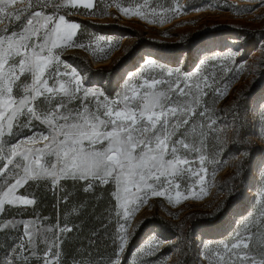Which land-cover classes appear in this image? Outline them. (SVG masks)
<instances>
[{
  "label": "snow or ice",
  "instance_id": "6c2138e0",
  "mask_svg": "<svg viewBox=\"0 0 264 264\" xmlns=\"http://www.w3.org/2000/svg\"><path fill=\"white\" fill-rule=\"evenodd\" d=\"M112 6L150 23L189 7L180 0H0V264H129L130 222L141 205L153 197L179 203L188 192L195 198L230 153L238 155L223 207L191 226L200 234L195 259L264 264V146L245 138L264 124V84L243 99L237 94L227 112L218 107L245 54L232 42L241 38L204 32L193 38L200 54L191 67L150 51L104 82L95 79L103 69L93 72L66 53L102 59L111 52L104 35L79 42L75 14L106 15ZM249 174L260 186L245 201L240 186ZM37 184L52 194L50 216L38 211L40 196L30 191ZM103 236L111 240L106 254L98 250ZM159 250L160 242L144 246L141 264H152Z\"/></svg>",
  "mask_w": 264,
  "mask_h": 264
},
{
  "label": "rangeland",
  "instance_id": "374dc122",
  "mask_svg": "<svg viewBox=\"0 0 264 264\" xmlns=\"http://www.w3.org/2000/svg\"><path fill=\"white\" fill-rule=\"evenodd\" d=\"M186 0H180L185 4ZM192 1L186 11H183L165 22L150 23L153 19L148 17L140 19L138 17L125 16L117 13L115 6L107 9L106 15L90 14L87 10L76 13L78 22H82V34L80 41L89 43L90 38L95 35H104L112 41V50L104 58H93L90 51L81 49H69L66 55L77 57L76 63L91 65V70L97 72L95 79L107 82H115L119 74L128 68L132 62L141 54L148 52L162 51L169 57H178L182 63L191 67L195 56L200 54L198 40L201 33L217 32L223 37L233 38L239 36L241 51L244 52L243 59L239 63H234L232 77L225 81L228 85L229 95L226 100L218 102V107H223L225 112L237 94L243 99L244 95L256 85L257 88L264 84V5L259 4V0H188ZM238 5L239 8L216 7L225 3ZM164 3V0H160ZM201 4L199 7H194ZM187 5V4H186ZM22 7L23 5H18ZM251 8V11L243 9ZM159 11V7L157 9ZM148 39L154 46L144 47L142 50L136 46L141 45V38ZM210 38H205V42ZM167 44H178L169 46ZM211 46V45H209ZM107 47V45H101ZM218 50V49H217ZM231 50V49H229ZM192 59L189 60L188 58ZM123 61V63H121ZM258 133L253 134V130H247L245 138L254 144L264 146V124L258 125L255 129ZM233 135L230 128L226 136L231 138ZM238 154L230 153L224 163L215 168L214 178H209L203 192L197 190L195 198L191 192L186 193L188 199L181 197L179 203H170L166 197H153L147 205H141L138 212L130 222L128 237L131 245V255L129 264H141L145 257L138 253L149 243L160 242L158 258L152 264H198L195 255L199 244L200 234L193 236L191 226L200 219L215 216L223 201L227 198L229 190L233 187V173L235 172L236 157ZM259 158V157H257ZM221 159V157H217ZM215 167V166H213ZM212 169H210L211 171ZM264 184V176L258 178ZM257 178L254 174H249L247 180L240 186V190L247 197L257 191ZM256 185V187H253ZM33 189H30V191ZM184 191V189H181ZM174 197V193H172ZM242 207V205H234ZM151 218L154 221L146 225L139 233V229ZM165 220L161 223L156 220ZM221 224L220 231L228 227L226 218L221 217L218 222ZM111 247V240L104 237ZM210 237H205L209 239ZM127 245V247L129 246ZM175 244V247L169 245ZM127 250V248H126ZM111 251V250H110ZM106 254V252H101Z\"/></svg>",
  "mask_w": 264,
  "mask_h": 264
},
{
  "label": "trees",
  "instance_id": "16d2710c",
  "mask_svg": "<svg viewBox=\"0 0 264 264\" xmlns=\"http://www.w3.org/2000/svg\"><path fill=\"white\" fill-rule=\"evenodd\" d=\"M185 4L187 5H191L192 6V1H185ZM201 4H196V6L194 7H199ZM98 15V14H95ZM139 38H141L140 36H138ZM142 44L141 45H137L136 48L142 50L144 47H151L154 46L153 43L151 41H149L148 39L145 38H141ZM169 46H178V44H167ZM34 192H37L38 195L40 196L41 199V203L40 206L38 208V211L43 212L45 215H52L53 214V199H52V194L51 192L47 189L46 186H40V185H33V187L31 188ZM107 203V197H105L104 202L101 203V209L106 205ZM153 219L155 218H151L149 221H147L144 225H142L138 231V233L146 226L148 225L150 222L154 221ZM156 221H160L161 223H165V220H156ZM105 236H103L99 242H98V250L100 252H109L111 250V247L109 245V242L104 238ZM135 238L132 239V242H130L129 246L127 247L126 250V254L130 253L131 251V245L134 242Z\"/></svg>",
  "mask_w": 264,
  "mask_h": 264
}]
</instances>
